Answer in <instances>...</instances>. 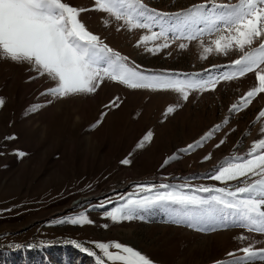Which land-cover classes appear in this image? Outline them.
Masks as SVG:
<instances>
[{"label": "rangeland", "instance_id": "1", "mask_svg": "<svg viewBox=\"0 0 264 264\" xmlns=\"http://www.w3.org/2000/svg\"><path fill=\"white\" fill-rule=\"evenodd\" d=\"M63 2L86 9L79 17L86 29L145 74L207 79L232 71L233 62L243 55L235 45L225 52L215 50L212 42L221 35L228 37L226 32H205L195 40H174L169 34L167 48L149 51L165 39L142 42L151 35L148 29H130L124 21L95 10L94 0ZM216 2L238 4L239 0ZM142 3L175 14L207 0ZM261 42L264 37L254 39L245 51L258 49ZM181 43L186 47L180 48ZM205 47L212 51L205 53ZM55 86L56 81L39 75L30 64L0 58L4 101L0 107V264H112L96 247L112 242L138 250L151 264H229L244 256L240 251L244 247L264 249V232L234 226L231 220L213 231L174 222L185 213L205 216L210 207H221L212 201L222 195L215 189L234 191L262 179L251 173L230 181L212 178L225 162L248 158L254 142L264 136V117L258 119L264 110V93L242 103L246 93L258 86L255 73L220 80L214 90L186 89L187 100L174 89H133L110 78L90 94L64 98L43 94ZM233 105L242 110L232 111ZM218 125L219 130L204 139ZM161 184L170 188L160 189ZM145 186H154L153 191ZM172 189L208 203L173 206L179 209L175 214L152 207L119 222L109 217L128 199ZM80 214L91 223H58Z\"/></svg>", "mask_w": 264, "mask_h": 264}, {"label": "snow or ice", "instance_id": "2", "mask_svg": "<svg viewBox=\"0 0 264 264\" xmlns=\"http://www.w3.org/2000/svg\"><path fill=\"white\" fill-rule=\"evenodd\" d=\"M211 4V8L208 7ZM95 10L103 11L116 20H122L130 29H148L150 36H144L142 42L155 41L164 38L165 42L156 49L169 46V34L174 40H195L207 32H226L228 37L221 35L212 43L217 52H225L232 45L243 53L233 62L232 71L207 79L178 77L163 74H145L139 66L132 67L128 58L122 57L107 45L100 42L98 36L90 33L81 21L80 13L86 9L69 6L63 0H0V58L9 59L15 63H28L32 70L56 81V86L47 90L44 95L64 98L72 94L94 93L105 78L118 81L129 88L174 89L183 94L187 100L186 89H215L220 80H233L248 73H255L258 86L253 87L242 98V103H251L258 94L264 93V42L254 51H245L246 45H251L254 39L264 37V0H239L238 4L217 3L207 0V3L196 5L183 13H161L150 9L142 0H94ZM158 28L159 31H153ZM180 48L186 47L181 43ZM205 47L204 52H211ZM118 99V98H117ZM4 104L0 99V107ZM118 106V105H117ZM37 110V109H33ZM232 111H240L237 105ZM173 109L169 108L168 112ZM264 117V110L258 114V119ZM227 123V121H225ZM219 125L209 132L219 130ZM264 132V129H261ZM151 133L145 137L149 140ZM223 143V141H221ZM202 146V144L197 145ZM219 147V145H217ZM189 148H193L192 145ZM23 156V153H19ZM128 164V160L123 161ZM260 176L262 179L237 187L234 191L225 188L215 189L220 196L212 198L214 205L207 210L205 216H189L184 214L175 223L187 222L190 227H199L202 231H213L217 226L226 227V221L231 220L234 226L246 227L250 231L264 232V139L254 142L249 150L248 158L236 157L225 162L217 169L212 178L218 181H230L248 174ZM154 186H145L152 192ZM160 189H169V185L161 184ZM204 191H209L204 189ZM228 197V198H225ZM208 201H202L191 195L183 194L175 189L157 191L154 195L143 199H128L126 203L109 213L113 222L131 220L139 212L161 207L170 214L179 211L173 206H199ZM60 224L84 226L91 223L85 214L68 217L58 221ZM203 225V226H201ZM243 239V237H242ZM76 248L88 252L76 241H71ZM16 247H20L16 245ZM112 264H151L150 260L138 250L118 242L97 243ZM110 248L117 251L111 252ZM242 258H236L229 264H256L264 261V249L254 251L251 246L240 249ZM93 255L92 252H88ZM235 256L234 253H229Z\"/></svg>", "mask_w": 264, "mask_h": 264}, {"label": "bare ground", "instance_id": "3", "mask_svg": "<svg viewBox=\"0 0 264 264\" xmlns=\"http://www.w3.org/2000/svg\"><path fill=\"white\" fill-rule=\"evenodd\" d=\"M249 79H250V78H248L247 80H249ZM247 80H246V81H247ZM243 81H245V80H243ZM261 139H264V136H263Z\"/></svg>", "mask_w": 264, "mask_h": 264}]
</instances>
